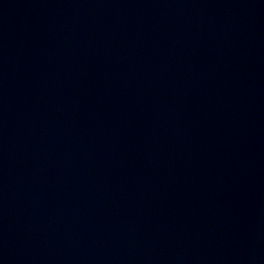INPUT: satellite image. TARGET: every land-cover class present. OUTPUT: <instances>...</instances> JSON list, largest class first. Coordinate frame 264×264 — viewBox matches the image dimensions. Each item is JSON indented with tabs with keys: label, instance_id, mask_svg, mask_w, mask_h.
I'll use <instances>...</instances> for the list:
<instances>
[{
	"label": "water",
	"instance_id": "95a60500",
	"mask_svg": "<svg viewBox=\"0 0 264 264\" xmlns=\"http://www.w3.org/2000/svg\"><path fill=\"white\" fill-rule=\"evenodd\" d=\"M0 264H264V0H0Z\"/></svg>",
	"mask_w": 264,
	"mask_h": 264
}]
</instances>
